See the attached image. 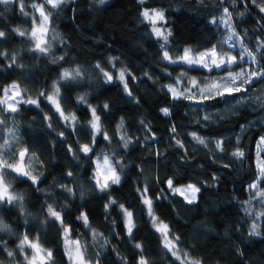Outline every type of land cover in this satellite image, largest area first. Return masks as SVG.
Listing matches in <instances>:
<instances>
[{
    "label": "trees",
    "instance_id": "obj_1",
    "mask_svg": "<svg viewBox=\"0 0 264 264\" xmlns=\"http://www.w3.org/2000/svg\"><path fill=\"white\" fill-rule=\"evenodd\" d=\"M23 3L28 16L21 13L19 0L0 3V31L6 33L0 38V51L9 53L7 58L0 56V85L18 81L35 97L39 91L49 90L63 69L79 67L81 77L62 82L61 103L66 111L76 113L80 131L68 135L72 131L69 128L65 132L66 142L62 143L57 132L64 130L63 121L42 98L40 108L25 105L21 112L8 118V127L14 126V118L20 144L40 157L42 165L33 167L43 172V178L36 185L26 178H9L14 192L24 199L17 203H0V221L11 230L0 231V240L16 253L14 258L8 257L0 246V260L9 264L14 259L15 264H23L24 255L31 250L26 249L21 254L17 245L20 237L27 233L30 238L39 236L44 247L52 249L56 264H68L60 225L47 215V205L53 204L58 208L67 205L62 215L73 234L78 232L89 242L88 254L93 258L100 254L101 264H121L113 248L127 257L129 264H135L136 250L132 246L135 242L142 243L152 264H179L162 248L160 235L141 202L137 189L147 186L154 201V213L181 237V248L202 260V264H264V218L256 220L255 215L249 216L244 211L248 207L258 213L264 210V204L256 199L251 205L241 203L249 200L252 193L248 185L257 175L256 141L264 136V107L255 97H264V81H255L244 94L245 101L239 105L231 97H217L203 104L174 100L162 85L172 83L178 73L187 71L188 76L198 79L226 73L164 61L162 41L152 34L150 24L142 22L140 15L145 7L165 11L166 25L172 32L167 47L169 54L175 57L182 54L186 46L202 51L222 41L229 33V29L219 23L225 7L232 13V24L244 37L247 47L255 50L264 40V28L260 27L264 25L260 18L264 13H259L254 6L246 10L241 0L235 7L230 0H204L203 5L199 0H146L143 6L138 0H105L103 4L98 0H68L54 10L51 26L59 37L53 42V53L56 57L63 55L64 59L53 63L52 55L30 51V41L13 31L31 29L33 0H23ZM241 12L245 15H239ZM214 17L216 24L210 22ZM222 47L232 54L241 51L239 45L230 49L229 44L224 43ZM13 55L15 64L11 61ZM110 58H118L113 61L115 68ZM260 63H264V58ZM97 64L113 75L112 82L105 80ZM119 69H126V76L130 73L127 83L131 96L115 78ZM85 94L88 103L97 107L102 125L111 137L110 143L102 136L97 137L91 160L83 153L78 154L79 159H74L73 153L68 151L69 145L74 150L77 148V140L88 143L91 138L88 106L77 104V97ZM105 103L109 106L107 110L103 109ZM162 108H168L171 114L165 116ZM45 114L52 117L51 121L44 119ZM204 116L209 119L205 121ZM121 119L123 127L118 128ZM48 123L53 124L55 132ZM191 132L204 137L208 147L196 143ZM153 136L155 139H145ZM122 137L129 141L127 147ZM176 140L184 147L179 148ZM215 140L225 141V152L214 150ZM237 146L245 152L243 160L231 156ZM101 153L109 156L115 153L113 158L123 165L118 169L121 183L108 190L111 197L107 192H100L91 179L95 169L93 161ZM69 171L73 172L72 176L67 175ZM169 178L173 179L174 186L197 184L200 191L196 193L195 202L188 203L183 195L172 193L166 183ZM61 184L71 187L72 194L65 192ZM110 198L134 213L136 228L131 240L126 235L119 210L105 211L104 205ZM81 212L87 213L92 226L108 238L110 243L106 247L93 244L90 234L85 235L88 229L76 219ZM254 221L259 235L251 232Z\"/></svg>",
    "mask_w": 264,
    "mask_h": 264
},
{
    "label": "snow or ice",
    "instance_id": "obj_2",
    "mask_svg": "<svg viewBox=\"0 0 264 264\" xmlns=\"http://www.w3.org/2000/svg\"><path fill=\"white\" fill-rule=\"evenodd\" d=\"M11 0H0V3L8 4ZM20 2V11L23 15L28 16L29 13L25 11V5L23 0ZM100 4H103L105 0H98ZM238 0H230L232 7H235ZM243 6L247 10L249 7L254 6L259 9V13H264V0H241ZM68 0H33L31 8L33 14L31 15L32 26L30 30H22L20 28L13 29L20 37H26L32 47L29 49L34 53L42 55H52L53 63H58L64 59L61 55L56 57L53 53V42L59 37V33L55 32V29L51 26L53 22L54 10L60 9L63 5L67 4ZM138 3L143 6L146 0H138ZM199 3L203 5L204 0H199ZM38 13V15H36ZM143 18L142 22H147L151 26V32L155 35L158 40L162 41L160 48L163 50L162 59L167 61L169 64H184L189 68H201L208 72L214 70H220L225 72L226 75H220L218 77H204L196 78L188 76L187 71H182L173 77V82L167 85H162V88H167L169 94H171L174 100H188L192 103L203 104L205 101L216 99L220 97L227 99L231 97L235 100L236 104H242L245 101V95L251 86L254 85L255 81H264V63H260V59L264 58V40H261L255 50H251L247 47L244 42V37L236 31V28L232 24V13L228 7L223 8L222 14L219 17V23L223 24L230 30V34L226 40L218 42V44L212 45L202 51L194 50L191 46H186L182 50V54L173 55L169 54L168 44L170 43V37L172 32L168 29L163 28L161 25L166 23L165 11L163 9H148L140 13ZM239 15H245L244 12ZM264 20V16L260 17ZM213 24L217 23V19L214 17ZM264 28V25H260ZM49 33H53L49 37ZM247 35L245 30L244 36ZM6 33L0 31V38H4ZM229 48H235L239 45L241 51L232 54L229 51H225L222 47L224 43H228ZM63 42V41H61ZM0 56L7 58L9 53L6 51H0ZM118 58H110L109 62L115 68V61ZM12 64L16 63V57H11ZM247 64V67L245 66ZM11 66V65H9ZM20 66V65H17ZM97 68L103 73L107 82L113 81V75L105 71L99 64ZM239 68V71L235 69ZM126 69H119L116 79L123 84L124 90L129 96L132 93L129 91L127 83ZM82 72L79 67L74 69H63L59 78L55 80L50 89L45 91L41 90L38 94L33 97L28 94L27 88L23 87L20 82L12 81L8 85H0V203H17L23 201L24 197L21 194H17L12 189L11 179L26 178L31 181L33 185L42 182L43 172H37L33 167L34 164H41L40 157L34 152L30 151L28 147L20 144V138L17 136L18 127L15 126L13 118V127H8V118L12 117L13 114L19 113L23 110V106H35L40 108L41 98L46 100L52 105L55 113L59 116L60 120L63 121V131L57 132V137L62 143L66 142L65 132L70 128L72 131L68 135L78 133L80 129L77 127L80 124L75 112L66 111L61 101L63 99L61 95V86L63 81L76 80L81 77ZM169 77L171 73H167ZM135 79V77H131ZM186 79V83H185ZM183 85V87H178ZM256 100L260 101V106L264 107V97L257 96ZM77 104H87L88 111L90 112V119L87 121L88 126L91 129V138L88 143H80L76 141L77 148L74 150L71 145L68 147V151L73 153L74 159H79V153H83L88 159H92L94 153V146L97 142V137L102 136L104 140L111 142V137L107 134L106 128L103 127L101 116L97 112V107L92 106L87 101V95H80L77 97ZM108 104L103 105V109L107 110ZM41 111L43 109L41 108ZM161 112L168 116L170 110L168 108H162ZM44 119L51 121L52 117L45 114ZM203 119L207 121L208 116H204ZM123 119H121L118 128L123 127ZM197 123H200L198 120ZM146 128L148 125L145 121L141 120ZM48 127L52 131H56L52 123H48ZM150 131V128L148 129ZM244 130V126H241V131ZM7 132V136L3 133ZM172 132H176V127H172ZM193 140L204 147H208V141L197 132H191ZM145 139H155V137H145ZM124 140V147L128 146V140L122 137ZM215 151L225 152V141L215 140ZM240 138L237 137L236 144L239 145ZM19 145V146H17ZM176 145L179 148H183L184 144L180 140H176ZM115 153L113 154V156ZM160 155V153H157ZM113 156L101 153L100 156L96 157L93 161L95 169L91 177L95 181L96 188L100 192H107L109 197L111 193L108 191L113 185H119L121 183V175L118 169H122L123 165L119 161L115 160ZM231 156L235 159L243 160L245 158V152L239 146L231 152ZM255 166L257 169L256 180L248 185V189L251 191L249 200L241 202L242 204L251 205L253 199L258 200L261 204H264V136H260L259 140L256 141V154H255ZM35 173V174H34ZM68 176H72L73 172L69 171ZM167 187L172 193H178L184 196V199L188 203H193L196 200V193L200 191L195 184H188L185 187L174 186L173 179L169 178L167 181ZM60 187L67 193L72 194L73 190L67 185L61 184ZM41 190L42 189H38ZM142 204L147 209V214L150 217L153 228L160 235L162 248L167 254H170L175 261L179 264H202V260L196 259L192 256L189 251L181 248V237L175 235L168 223L160 219L153 209L154 201L149 195V188L145 186L143 189H137ZM191 193V195H187ZM159 199V197H157ZM67 205L54 206L53 204L47 205V215L54 222L59 223L61 229V239L64 245V255L67 257L68 264H101L100 254L97 253L95 258L88 254L89 242L84 239L78 232L74 235L73 229L70 224L66 221L62 215L64 208ZM105 211L109 212L110 209H118L120 215L123 217L124 229L129 240L134 236V229L136 223L134 219V213L125 207L123 203L118 202L115 199H109L104 205ZM247 215H255L256 220L264 218V210L254 213L250 208H244ZM77 220L81 221L83 227L88 229L91 241L93 244L99 243L101 248L106 247L110 241L103 233L99 232L89 221L87 213L81 212L77 217ZM115 224V221H113ZM258 224L254 221L251 225V232L254 235H259L256 231ZM11 231L7 225L0 221V231ZM0 246L3 247V251L7 253L8 257H15L16 253L8 249L6 242L0 240ZM133 249L136 250L135 264H152V261L145 255V250L140 242L133 243ZM17 249L21 254H24L26 249H30V254L24 255L23 264H56L53 251L50 248L44 247L40 242L39 236L31 237L26 233L20 237V243L17 245ZM113 251L117 253L121 264H129L127 257L120 255L119 250L113 248ZM0 264H4L0 260ZM9 264H15V260L9 261Z\"/></svg>",
    "mask_w": 264,
    "mask_h": 264
},
{
    "label": "rangeland",
    "instance_id": "obj_3",
    "mask_svg": "<svg viewBox=\"0 0 264 264\" xmlns=\"http://www.w3.org/2000/svg\"><path fill=\"white\" fill-rule=\"evenodd\" d=\"M36 15H38V13H37ZM161 26H162L163 28L168 29V30L171 31L170 27L167 26L166 23H163ZM223 26H224V25H223ZM224 27H225V26H224ZM229 34H230V30H229V33L223 38V40H226V38H227V36H228ZM51 35H53V33H49V37H51ZM230 43H232V41H229L228 43H225V44H230ZM245 66L247 67V64H245ZM205 71H206V70H205ZM237 71H239V69H238ZM207 72H208V71H207ZM224 75H226V74H224ZM218 76H220V75L210 76V77H218ZM188 184H195V183L190 182V183L182 184V185H180V186H176V187H185V186H187ZM195 185L198 187L197 184H195ZM198 188H199V187H198ZM187 195H191V193H187Z\"/></svg>",
    "mask_w": 264,
    "mask_h": 264
}]
</instances>
